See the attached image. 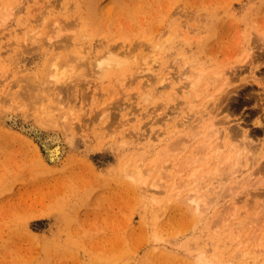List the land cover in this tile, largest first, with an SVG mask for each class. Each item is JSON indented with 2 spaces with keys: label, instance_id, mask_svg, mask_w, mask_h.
I'll return each mask as SVG.
<instances>
[{
  "label": "rangeland",
  "instance_id": "rangeland-1",
  "mask_svg": "<svg viewBox=\"0 0 264 264\" xmlns=\"http://www.w3.org/2000/svg\"><path fill=\"white\" fill-rule=\"evenodd\" d=\"M66 34L95 38L97 51L103 39L140 44L128 47L133 72L107 78L89 57L74 67L57 46ZM19 68L39 73L36 84ZM123 107L130 122L109 137ZM9 110L27 126L52 112L57 130L77 133L74 148L42 164L36 143L16 140L31 138L8 125ZM212 121L240 130L236 177L220 169L228 147H201ZM249 139L254 149L238 154ZM138 155L147 170L141 196L124 176ZM84 159L94 175L78 167ZM0 183L12 184L5 198L42 204L45 215L28 230L47 241L38 260L42 248L11 227L17 203L7 204L0 264H264V0H0Z\"/></svg>",
  "mask_w": 264,
  "mask_h": 264
},
{
  "label": "bare ground",
  "instance_id": "bare-ground-1",
  "mask_svg": "<svg viewBox=\"0 0 264 264\" xmlns=\"http://www.w3.org/2000/svg\"><path fill=\"white\" fill-rule=\"evenodd\" d=\"M44 7H45V5H44ZM44 7H42V8L45 9ZM43 12H44V10H43ZM58 35H59V33H58ZM60 35H62V34L60 33ZM60 35H59V37H60ZM68 36L69 35H67V37ZM63 37H65V36H63ZM67 37H66V39L63 38V40H65L64 42L62 40H60V41H62L61 43H63V44H59L58 45V43L57 42L56 43H57L58 48L60 46H64L65 51H68L70 53V55H68L66 58H68L70 60V63H72V65H74L75 63H78V65H80L82 62H85V60H87L88 57H89V59L90 58H94V59H90V60L91 61L94 60L95 66L98 67L99 70L101 71V72L99 71V73H101V74L104 73V76L107 77V78L109 77V74H111L110 75V77H111L113 74L120 73V74H122V76L119 77V79L125 80V79H127L128 72L129 71L133 72L134 67H135L134 60L136 58V55L135 54L132 55V53H131L132 51L128 50V47L132 46L131 47L132 50L134 49L133 51H135L136 50L135 48H137L138 46L140 48V44H138V43L135 44L133 42L132 43L130 42L128 44H125L124 42L116 43L115 42L116 40L110 41L108 39H106V40L103 39L104 40V45L101 44V46L103 45L104 48L102 50L97 51L96 50V46H100V44L97 43L95 38L91 39V40H84V41L79 39V40L82 41V43H81L74 35H72L71 37H68V38ZM35 42L36 41L33 40V43H35ZM52 42H51V46H52L53 43L55 44V42H53V43ZM24 44H25V42H24ZM28 44H29V42H28ZM29 46H31V45H29ZM57 46H55V47H57ZM88 46H89V49H86V48H88ZM22 47H23V45H22ZM27 47H28V45H27ZM33 47H31V49ZM49 47H47L46 49H48ZM82 47H84V48H82ZM53 48H54V45H53ZM64 48H63V50H64ZM80 48H81V50H80ZM26 49H25V51H26ZM31 49H29V50H31ZM36 49H37V47H36ZM83 49H85V50H83ZM48 50H50V48ZM54 50H55V48H54ZM34 51H31V52H34ZM56 54L57 53H55V55ZM55 55L53 53V56H55ZM57 57H55V58L59 60V57H61V54H57ZM52 59H54V58H52ZM52 59H50V60L52 61ZM51 61H49V62H51ZM79 62H81V63L79 64ZM18 63H20V62H18ZM53 63L54 64H52V62H51V64L54 65L55 67L60 64L58 62H56V63L53 62ZM47 66L49 67V64ZM76 66H77V64H76ZM74 67H75V65H74ZM19 69H18V73L19 74L22 73L23 80L27 81L30 86H33L34 84H36V81L39 78V73L37 75L34 73L35 75L33 74V75H31L29 77V75L25 72L26 71L25 69H23L22 72H21L22 68L20 70ZM49 69H50V67H49ZM44 70H45V68H44ZM47 72H49V71H47ZM142 72H143V70H142ZM142 72H141V69H140V71L138 73L141 74ZM136 73H137V71H136ZM132 74H134V73H132ZM55 75H54L55 82H56V84H58L59 81H61V77L62 76L60 77V76L57 75L58 78H56ZM139 77H140V75H139ZM139 77H138V79H139ZM135 78H136V76H135ZM193 84H195V83H193ZM48 86H47V89H48L47 92H49V91L51 92L52 86L50 88H48ZM35 87H36V89L38 91H42L43 90V86H40V88H38L39 86L35 85ZM47 89H45V90H47ZM176 92H177V89H176ZM47 95H49V94H47ZM47 95L45 93H43L42 96L40 95V98L41 97L47 98ZM190 101H192V100H190ZM122 109L123 110L119 111L120 114L117 113V114H119V117H117L118 116L117 114H116L117 116L113 115L114 113L111 115L112 118H114L115 120H118V121H117V125L115 126L116 122H114L115 120L113 121V119H112V122H110V125L106 126V130H107L106 133H107V135L109 137H111V134L114 132L113 131L114 129H118V128L120 129L122 127H125L130 122V117L129 116L131 115V112H130L131 110L128 111L125 107H123ZM13 110H9V112L7 113L8 125L11 128L18 129L20 132H22L23 134L25 133L29 138H31L30 140H26L25 137L17 136L16 140L20 141V142H23V143L26 142L25 145H24L25 147H28L27 146L28 144L31 145L32 142L36 143V145H37L36 146V151H37V154L39 155V160H40V162L42 164H46V165L59 164V163H61L63 161L64 155H66L65 153H66V149H67V144L70 146L71 149L74 148L72 145H73V142L77 138V135H76L77 133L75 132V130H73L69 126L63 127L62 124H61V126L64 128V130L62 132L57 130L56 126L51 124V120H54V118H55L54 116H52L53 115L52 112H50L51 116L49 114V115H46L44 118H40L39 119V121H40L39 122V126L36 125V124H31V123H30L31 125L27 126L24 123H20V121H19V118H20L19 113H14V112H12ZM185 119L187 120V118H185ZM182 121H184V125L187 126V123L190 120H188V122L185 121V120H182ZM174 122L176 124L179 123V122H177V120H174ZM174 122H173V124L175 125ZM218 123H219V121H218ZM218 123L212 121V123H210L211 124L210 126H207L203 130H201L200 133H203L204 130L206 132V140L204 141V143H203V145L201 147H202V149L204 151L207 148V142L209 144V141H210L211 145H213L214 148H216L218 150H222V149L228 147L229 148V152H228V154H226L224 156L225 157V160L223 162L224 165L220 169H222L223 170L222 173L226 175L230 169L235 168L231 172V174L233 175L232 176V178H233L234 176L236 177V175L240 174V173H237V172H240V171L238 170V168L234 167V165H236L237 162H238L237 159L233 158V152H235V150H237V146L236 145L234 146L232 144V140L235 139V138H238L241 133H240L239 128H237V129H229L228 127L222 126L221 123H219V124ZM223 123H225V122H223ZM182 124L183 123H181V125ZM177 125L180 126V123L177 124ZM177 125H175V127ZM179 126H177L176 129L174 127V129L175 130L179 129L178 128ZM43 128L48 129L49 131L46 133V132L43 131ZM107 128H109V129H107ZM207 131H209V132L207 133ZM122 133H121V137H120L121 140L120 141L121 142L129 141L130 140L129 139L130 138L129 135H131V133H129L128 136H127L126 133H123V134ZM136 134L139 135L140 132L138 131ZM132 137L133 136H131V138ZM189 137H192V136H189ZM247 137H248V134H247ZM223 138H225L226 140L219 141L220 139H223ZM138 139L140 140L139 137H138ZM189 140H191V139H189ZM136 141H138V140H136ZM29 142H31V143H29ZM239 142H240V144H242L243 148H242V150H240V152H238V154H240V153L242 154L244 151L249 153L251 150L254 149V147H253V149H251L252 146L250 147L248 145V144H251V145L253 144V142L250 139H249V141H246V140L241 141V140H239ZM107 143L108 142H104L103 145H106ZM167 144H166V146H167ZM231 146H232V149H231ZM202 149H200V150H202ZM29 151H30V148H29ZM202 152H200V153H202ZM245 154L247 156V153H245ZM198 157L200 158V155ZM194 159H195V156H194ZM254 159H256V158L254 157ZM257 159H258V157H257ZM72 162H74L73 159H72ZM121 162H123V161H121ZM124 164L126 165V172L124 173V176L125 177L127 176L131 180V181H129V182H131V185H130L131 189L132 190L133 189H135V190L139 189L138 190V194H139V196H141L142 192H143V184L146 182V177L145 176H146V171L147 170H145V167L141 165L140 156L138 155L135 158H131V159L129 158L127 160V162H125ZM220 164H221V162H220ZM219 165L214 167L215 169L212 170L211 172H213V173L220 172L219 171ZM80 166L84 167V171L85 172L89 171L90 175H94V173H95L94 169H93L92 165L87 160L84 159L83 162L78 161V167H80ZM218 175H219V173H218ZM229 176H227V177H229ZM205 179H209V178H205ZM11 185L10 184L8 185V184L0 183V195L2 197V199H0V209L7 207V204L8 205H15L17 203L16 204L17 205V210L14 213L16 218H14L15 219L14 221L13 220L11 221V223H12L11 227L12 228H18L22 233H25L27 235L25 237L27 238V240L30 243V245L34 241L38 242L39 246L42 248V252H41V255H39V257H38V260L39 259H44V255H45L44 254V247H45V245L47 243L46 238L44 236H39L38 237L37 235L32 234L28 229H29V220L34 218V217L35 218L36 217H43L42 215H45V210L46 209L45 210L42 209L44 207H42V204L38 200L30 199L29 197H22L21 194H15L13 196H8L7 198L2 196V194H5V192H6L5 190L8 188V186H11ZM148 194H152V193H148ZM10 197H12V198H10ZM194 201L197 204V207L195 206L194 210H196V208L198 210H200V207L198 206L197 201L196 200H194ZM205 206H209V205L205 203ZM73 210H76V209L74 208ZM256 225H253V226H256ZM154 238L156 239V237H154ZM219 264H228V263H225V262L221 261Z\"/></svg>",
  "mask_w": 264,
  "mask_h": 264
}]
</instances>
